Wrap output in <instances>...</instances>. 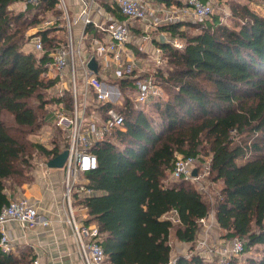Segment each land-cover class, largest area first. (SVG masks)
<instances>
[{
    "label": "trees",
    "instance_id": "16d2710c",
    "mask_svg": "<svg viewBox=\"0 0 264 264\" xmlns=\"http://www.w3.org/2000/svg\"><path fill=\"white\" fill-rule=\"evenodd\" d=\"M18 1L22 0H0V210L12 192H21L32 182L33 149L47 161L67 144L60 147L54 139L53 147L46 148L28 140L47 118L42 112L46 105L61 99L53 93L54 80L43 73L56 32L63 28H40L42 17L60 12L58 2L42 0L15 12L11 6ZM257 1L264 6V0ZM231 6L233 16L240 19L238 26L214 15L156 29L184 43L179 49L152 38L165 59L156 76L175 85L172 99L152 101L156 115L147 113V104L127 100L125 128L113 130L92 147L98 165L86 174L91 191L78 203L87 207L84 223L99 229L103 264H170L173 233L180 242L195 243L199 221L209 215L210 207L188 181L167 179L177 154L197 157L204 148L210 154V179L222 183L214 208L221 237L242 239L246 251L261 245L260 256H248L245 264H264V14L247 3ZM50 18L61 22L59 17ZM35 26L38 34H27ZM87 30L97 34L92 25ZM36 35H42L46 48L40 55L24 49ZM66 104L70 106L69 98ZM6 115L15 128L7 125ZM49 116L54 123L50 112ZM19 263L12 252L0 249V264ZM175 264L211 263L196 253L180 254Z\"/></svg>",
    "mask_w": 264,
    "mask_h": 264
},
{
    "label": "built area",
    "instance_id": "2783aa9c",
    "mask_svg": "<svg viewBox=\"0 0 264 264\" xmlns=\"http://www.w3.org/2000/svg\"><path fill=\"white\" fill-rule=\"evenodd\" d=\"M41 1L22 0L14 3L11 8L14 9L18 4H24L25 8L36 7ZM79 1L83 8L78 20H82L86 26L79 37L74 31L77 21L70 15L67 0H57V6L63 10L62 22L57 23L56 19L48 18L40 27H62L65 31L64 38L57 34L56 44L51 47L49 60L44 65L43 76L54 80L52 90L61 97L60 101L54 103L50 114L55 125L68 134L67 144L61 149L69 151L63 166L66 176L63 196L68 212L66 221L74 231L83 264H103L105 252L99 242L98 227L84 223L86 206L80 205L83 211L80 217L76 216L74 208V203L91 191L87 188L88 182L84 177L98 165L92 147L107 139L113 130L125 128L124 107L127 100L142 106L149 103V99H164L166 95L164 85L167 80L165 77L156 76V70L164 68L165 65L160 47L153 46L154 70L144 76L140 75L135 65L127 58L129 45L133 42L132 26L135 21H140L143 37L148 39L150 32L161 24L190 21L192 18L201 21L212 19L215 15V5L211 0H178L179 4L167 6H172L171 8L158 5L153 0ZM97 1L109 3L124 18L114 14H93V6V9H98L95 5ZM99 18L102 20H98ZM89 25L95 28L97 34L90 36L87 30ZM161 33V41L171 42L179 49L183 48L184 43L181 40L171 38L165 32ZM32 40L34 52L42 54L46 50L42 35H36ZM92 58L97 63V71L89 67ZM127 78H133L134 81L122 86L119 80ZM66 98L70 99L69 107ZM210 164V159L201 162L197 157L177 154L169 178L173 179L172 181L198 182L200 189L206 190V181L211 174ZM43 165L47 166V161ZM11 221L18 222L22 227L39 223L44 226L50 224L47 218L40 215L37 205L29 198L10 196L9 203L0 210V249L5 253H11L14 249V240L7 228ZM199 223L202 234L200 233L193 245L195 254L206 258L216 256L219 264H232L233 258L243 254L245 247L242 239L211 237L213 227L217 225L214 214L201 218ZM37 262L35 260V263Z\"/></svg>",
    "mask_w": 264,
    "mask_h": 264
},
{
    "label": "crops",
    "instance_id": "0c3cea01",
    "mask_svg": "<svg viewBox=\"0 0 264 264\" xmlns=\"http://www.w3.org/2000/svg\"><path fill=\"white\" fill-rule=\"evenodd\" d=\"M153 1L161 6H169L162 0ZM67 3L71 17L77 21L74 31L76 36L79 37L81 32L86 29L84 22L78 20L83 6L79 0H67ZM101 3L102 1H97L95 4L98 9H93V6V14L99 13L101 16L114 14L121 19L124 18L117 10H113V7L108 10L104 5L107 2ZM98 20L101 21L102 18ZM154 30L156 29L152 31ZM60 31L64 34V29L58 30L56 34L62 35ZM152 31L150 32L152 35L151 39L149 38V41H147L143 37L144 32L142 31L141 22L135 21L132 26L133 42L129 45V56L127 58L131 60L137 71L141 74L154 70L152 48L156 45L152 41V38L162 40V33L155 32L154 34ZM90 36L92 35L90 34ZM45 161L46 159L43 158L35 162L32 182L25 183L21 188V192H13L12 196H25L29 198L37 205L40 215L47 218L50 224L44 226L39 223L31 227H22L16 221L9 222L7 228L9 235L14 240L12 253L19 258V264H83L76 246L74 231L66 221L68 212L63 196L66 177L65 170L64 168H49L48 166H44L43 163ZM84 179L89 182L85 177ZM180 254L174 256L172 253L170 264H175V260ZM35 260L38 262L35 263Z\"/></svg>",
    "mask_w": 264,
    "mask_h": 264
},
{
    "label": "rangeland",
    "instance_id": "374dc122",
    "mask_svg": "<svg viewBox=\"0 0 264 264\" xmlns=\"http://www.w3.org/2000/svg\"><path fill=\"white\" fill-rule=\"evenodd\" d=\"M211 1L215 5V15L219 16L221 18V20L224 23H226L227 25H229V26H238V24L241 23L240 19L237 18V17H234L233 14H232V8H231L232 4H238L239 2L240 3H247L256 12H258L260 14H264V6H263L262 3H260L257 0H254V1H248V0H211ZM171 7H167V8H171ZM176 7H181V6L176 5ZM26 9L27 8H25L24 4H18L13 10L15 12H20V11H24ZM58 9L60 10L61 13L58 12V13H55V15H52L50 13L48 15H45L42 18L45 19V20L50 18V16H55V17L61 18L63 10L61 8H59V6H58ZM29 13H30L29 14L30 16H33V12L32 11H30ZM162 17H164V15H162ZM60 20L62 22V19H60ZM192 20L193 21H199V22L201 21L199 19H194V18H192ZM155 32H157V31L156 30L152 31V33H155ZM60 33L62 34L61 36L64 38L65 31H64V34H63L62 31H60ZM27 34H29V35L38 34L37 27L35 26V27L29 28V30L27 31ZM151 36L152 35L149 34L148 37L151 38ZM149 38L147 39V41H149ZM24 49H25V51H34L32 38L25 45ZM164 87H165L164 89H165V92H166L165 99L167 98L166 101L171 100L172 97H173L174 90H175V85L167 82V83H165ZM165 99H163V100H165ZM148 102H149V104L146 103L147 105L145 106V109L147 110V113L151 114V115H156L157 112H158L157 108L153 107L150 104L152 102V99H149ZM54 106H55L54 102H52L50 104H47L46 107H45L46 108L45 111L44 110L42 111L44 113L47 112L46 113L47 114L46 115L47 118L44 117L45 118L44 119V123H43V125L41 126L40 129L36 130L34 133H32V134H30L28 136V140L31 143L42 144L46 148H51L54 145V143H53L54 139H57V141L59 140L58 143H60V147H62L68 141L67 131H63L60 128L55 127V123H50L51 122V118L49 116V112H51V110H53ZM5 119H6L7 125L9 127L15 128L14 127V122H13L12 117L10 115H6ZM12 133H15V131L12 130ZM15 134H17V133H15ZM64 137H66V140H63ZM43 158H45L43 156V154H41L36 148L33 149L32 157H30V160L32 162L35 163L37 161L42 160ZM197 158H199L201 160V162H204V161H207V160L210 159V154H209L208 150L204 148V149L201 150L200 154L197 155ZM169 176H170V174H169ZM169 176H168V179H167L168 182L169 183L170 182H174V181H172L173 179L171 180V178H169ZM81 178H82V176H81ZM179 181L180 180H178V182ZM206 183H207L206 190H201L200 189L201 185L198 182H194V183L193 182H189L188 184L191 185L192 187H195L198 190H200V192L202 193L204 199L207 201V203H208V205L210 207L209 215H212V214H214V208H215L217 197L220 195V189H221L222 183H221V181H213V180L210 179V177L206 181ZM14 192H16V191H14ZM74 205H75L74 208H75L76 216L80 217L82 215L81 206H80V204L77 201L74 203ZM200 233L202 234V230L201 229L199 230V235H200ZM221 234L222 233H221L220 229L218 228V225H215L213 227L212 232H211V237L213 239L223 238V237H221ZM170 243L172 245V253H173L174 256L175 255L177 256L180 253L184 254L186 256H191L192 254H195L193 252V248H194L193 245L194 244L193 245L192 244H186V243L178 241L177 238L174 236V233H173V235L171 237ZM261 248H262L261 245H257V246H254L249 251L245 250L243 252V254H241L240 257L232 259V264H245L246 263V259H247L248 256L259 257L260 253H261ZM208 260L210 261L211 264H219L216 256L208 258Z\"/></svg>",
    "mask_w": 264,
    "mask_h": 264
},
{
    "label": "water",
    "instance_id": "95a60500",
    "mask_svg": "<svg viewBox=\"0 0 264 264\" xmlns=\"http://www.w3.org/2000/svg\"><path fill=\"white\" fill-rule=\"evenodd\" d=\"M89 67L94 71H97V63L95 62L94 58L90 60ZM68 153V149L62 150L58 155L47 160V166L49 168H63L64 163L68 157ZM194 174H196V171H194Z\"/></svg>",
    "mask_w": 264,
    "mask_h": 264
}]
</instances>
